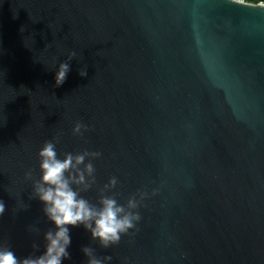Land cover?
Returning a JSON list of instances; mask_svg holds the SVG:
<instances>
[{
	"label": "water",
	"instance_id": "1",
	"mask_svg": "<svg viewBox=\"0 0 264 264\" xmlns=\"http://www.w3.org/2000/svg\"><path fill=\"white\" fill-rule=\"evenodd\" d=\"M57 133L58 153H102L85 199L97 203L112 178L104 194L120 204L144 194L118 245L70 229L64 264H87L84 247L111 264H264V8L0 0V244L21 258L52 227L24 173L39 178L38 151Z\"/></svg>",
	"mask_w": 264,
	"mask_h": 264
},
{
	"label": "clouds",
	"instance_id": "2",
	"mask_svg": "<svg viewBox=\"0 0 264 264\" xmlns=\"http://www.w3.org/2000/svg\"><path fill=\"white\" fill-rule=\"evenodd\" d=\"M240 4L264 8V0H237ZM76 52L68 55V60L59 63L55 71V86L61 87L67 80L71 70V61ZM81 78L87 77V70H81ZM88 126L76 122L72 135L84 138ZM62 134L57 133L52 139L45 141L37 154L39 178L35 169L24 173L25 182L31 183L30 200H38L47 223L52 225L43 233V247L33 242L32 252L26 257H18L11 246L0 244V264H64L71 259L69 248L72 245L70 229L83 227L91 233L93 240L99 241L104 249L118 245L121 237L136 228L141 216L138 211L140 200L136 196L128 199L126 206L120 204L113 196L105 195L110 188H115L117 180L112 178L104 186L100 199L93 204L85 199L82 193L90 191L96 183L94 160L101 157L97 151H77L58 153L57 145L61 143ZM27 207V205H21ZM5 213V203L0 199V217ZM30 231L39 235V229ZM87 264H111L112 257H98L91 247L82 248Z\"/></svg>",
	"mask_w": 264,
	"mask_h": 264
}]
</instances>
